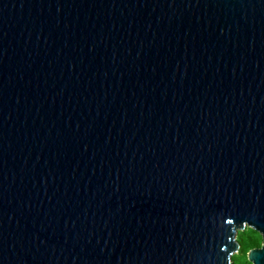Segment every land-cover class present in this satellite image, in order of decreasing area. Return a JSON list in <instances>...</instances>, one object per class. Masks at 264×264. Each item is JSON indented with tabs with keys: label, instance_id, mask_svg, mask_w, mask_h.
Returning <instances> with one entry per match:
<instances>
[{
	"label": "water",
	"instance_id": "obj_1",
	"mask_svg": "<svg viewBox=\"0 0 264 264\" xmlns=\"http://www.w3.org/2000/svg\"><path fill=\"white\" fill-rule=\"evenodd\" d=\"M264 264V0H0V264Z\"/></svg>",
	"mask_w": 264,
	"mask_h": 264
},
{
	"label": "trees",
	"instance_id": "obj_2",
	"mask_svg": "<svg viewBox=\"0 0 264 264\" xmlns=\"http://www.w3.org/2000/svg\"><path fill=\"white\" fill-rule=\"evenodd\" d=\"M235 241L238 248L234 254L230 256V263L234 264H250L245 258V254L249 249L258 248L261 243V238L258 233L250 228H244L243 231H238L235 234Z\"/></svg>",
	"mask_w": 264,
	"mask_h": 264
},
{
	"label": "rangeland",
	"instance_id": "obj_3",
	"mask_svg": "<svg viewBox=\"0 0 264 264\" xmlns=\"http://www.w3.org/2000/svg\"><path fill=\"white\" fill-rule=\"evenodd\" d=\"M234 264H238V261H236Z\"/></svg>",
	"mask_w": 264,
	"mask_h": 264
}]
</instances>
